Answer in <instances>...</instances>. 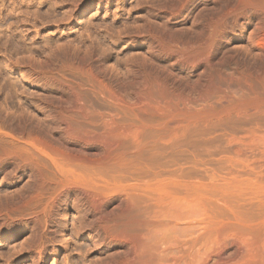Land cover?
Instances as JSON below:
<instances>
[{"label":"bare ground","instance_id":"1","mask_svg":"<svg viewBox=\"0 0 264 264\" xmlns=\"http://www.w3.org/2000/svg\"><path fill=\"white\" fill-rule=\"evenodd\" d=\"M228 9V15L242 16L250 10L256 17L264 12V0H238ZM214 30L203 46L207 52L215 41ZM262 31L258 46L264 43ZM263 45L259 48L264 52ZM203 55H193L200 67L206 65ZM91 64L83 56L71 66L87 80L90 89H85L100 94L109 106L99 107L101 100L83 92L82 82L74 85L59 76L61 80L53 83L47 80L53 93L42 99L37 109L41 116L6 114L11 117L7 126L0 124V175L15 183L27 180L9 203L6 200L5 214L10 221L17 218L31 227L37 242L34 260L40 262L50 252H71L54 242L50 249L41 242L51 221L62 216V230L81 238L78 245L91 246L99 255L94 264H264V181L253 180L249 171L245 175L251 179L232 173L234 169L229 172V163L226 176L206 168L208 177L201 178L206 160L201 164L196 155L184 160L164 154L162 149L178 140L183 145L188 126L184 120L196 115L180 109L177 102L180 108L166 107L171 101L165 96L171 94L161 89L165 84L157 85L155 97L146 75L145 82L134 77L127 83L125 73L124 79L119 73L111 79L109 74L105 77L102 64ZM200 97L204 101L206 95ZM163 99L169 103L162 105ZM259 174L263 172L252 173ZM69 209L72 215L66 213ZM16 213L20 215L15 218Z\"/></svg>","mask_w":264,"mask_h":264},{"label":"rangeland","instance_id":"2","mask_svg":"<svg viewBox=\"0 0 264 264\" xmlns=\"http://www.w3.org/2000/svg\"><path fill=\"white\" fill-rule=\"evenodd\" d=\"M237 2L238 0H0L1 126H7L12 113L41 116L37 111L39 105L44 97L53 93L46 85L49 80L53 83L63 78L62 80L69 82L73 80L74 85L82 82L85 86L83 92L91 94L98 103L101 100L99 107L106 104L109 106L100 94L87 90L90 89L85 85L87 80L79 75L82 77L80 79L72 69L71 64L84 56L94 66L102 64L105 71L107 69L105 77L109 74L108 78L113 79L119 73V76L123 75V79L127 77L124 79L127 83L134 77L144 82L147 80L145 83H149V89L157 90L154 91L157 95L151 93L155 97L159 95V86L165 84L161 89L167 90V95L171 94L165 96V100L171 101V104L165 106L183 107L182 110L196 115L184 120L188 124L187 134L182 136L185 137L183 145L186 146L182 145L183 140L180 143L178 140V144L176 142L162 149L164 154L168 152L166 155L173 154L184 160H190L196 155L202 161L201 164L206 160L199 173L201 178L208 177L204 171L206 168L213 169L216 173L219 171L222 176L234 169V174L238 172L237 175L244 178H250L248 174H251L253 180L263 182L264 52L259 47L264 43L258 46V35L264 30V12L260 11L256 17L250 10L245 11L242 16L228 15V8H232ZM225 13L224 21L218 23ZM259 25H263V29L258 33L256 29ZM214 26L217 31L212 29ZM213 30L216 37L213 47L208 50H211L209 54L203 46L206 48L210 35L206 37ZM201 52L206 55L201 56L202 60L208 64L204 67L198 66L199 59L193 56L200 55ZM59 76L61 77L58 79ZM108 78L106 79L111 80ZM77 79L81 81H76ZM160 81L162 82L159 83ZM203 94L206 98L201 101L200 96ZM162 102L164 105L168 101L163 99ZM176 102L181 104L180 107ZM246 159L250 163L247 164ZM251 160L257 162L252 163ZM231 162L236 164L231 166ZM227 165L231 167L229 172H226L229 169ZM251 165H255L256 172L249 169L252 168ZM235 168L238 170L235 171ZM246 171L249 173L245 175ZM257 172H263V175L254 176ZM12 180L13 178L7 180L0 175V264H91L94 259L99 258L93 247H81L78 245L79 241L82 242L81 238L62 230L63 217L57 216L51 221H54L52 225L49 224L50 230H45V237H42L41 242H45L49 249L54 242V246H59L61 250L62 247L69 248L73 254L67 251L57 254L50 252L45 259L35 261L33 256L37 242L31 227L18 221L16 217H19V213L13 214L16 218L14 222L5 214L16 190L20 191L27 182L26 177L17 183ZM66 213L72 215L73 209Z\"/></svg>","mask_w":264,"mask_h":264}]
</instances>
